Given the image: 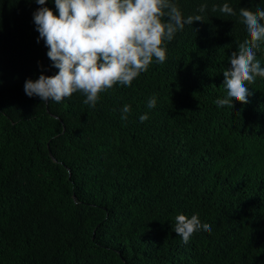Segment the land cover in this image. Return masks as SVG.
I'll list each match as a JSON object with an SVG mask.
<instances>
[{
  "label": "trees",
  "instance_id": "trees-1",
  "mask_svg": "<svg viewBox=\"0 0 264 264\" xmlns=\"http://www.w3.org/2000/svg\"><path fill=\"white\" fill-rule=\"evenodd\" d=\"M174 2L203 21L93 108L80 92L59 103L26 95V80L59 71L33 22L40 7L58 10L0 0V264H264V78L246 85V104L215 103L248 38L240 9L264 0ZM256 59L264 68V40ZM178 214L211 232L184 244Z\"/></svg>",
  "mask_w": 264,
  "mask_h": 264
},
{
  "label": "clouds",
  "instance_id": "clouds-1",
  "mask_svg": "<svg viewBox=\"0 0 264 264\" xmlns=\"http://www.w3.org/2000/svg\"><path fill=\"white\" fill-rule=\"evenodd\" d=\"M35 2L46 4V0ZM54 3L58 15L48 7H40L33 13V22L39 33L37 43L45 41L52 67L59 71L53 76L41 74L35 81L28 79L24 84L26 95L38 96L42 102L59 103L80 92L86 97L84 104L94 108L101 93L116 84L130 86L148 70L153 58L163 63L164 44L172 41L178 30L194 21H203L201 15L185 19L174 0H54ZM205 10L206 5L202 4L199 12ZM220 11L235 15L227 3ZM239 15L248 38L238 43L237 51L229 58L230 67L223 71L227 96L215 101L220 107L231 108L233 100L246 104L250 95L246 85L254 83L256 77L264 78V68L256 59L259 42L264 40V10L241 8ZM147 106L156 107L155 97L149 99ZM121 111V119L126 120L130 105ZM139 119L144 122L148 115ZM201 227L205 232L212 230L210 224L201 225L198 215L175 217L174 232L184 244Z\"/></svg>",
  "mask_w": 264,
  "mask_h": 264
}]
</instances>
